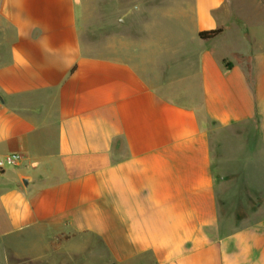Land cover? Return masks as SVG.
I'll return each mask as SVG.
<instances>
[{
    "label": "crops",
    "instance_id": "crops-1",
    "mask_svg": "<svg viewBox=\"0 0 264 264\" xmlns=\"http://www.w3.org/2000/svg\"><path fill=\"white\" fill-rule=\"evenodd\" d=\"M104 1L0 0V264H264V0Z\"/></svg>",
    "mask_w": 264,
    "mask_h": 264
},
{
    "label": "rangeland",
    "instance_id": "rangeland-1",
    "mask_svg": "<svg viewBox=\"0 0 264 264\" xmlns=\"http://www.w3.org/2000/svg\"><path fill=\"white\" fill-rule=\"evenodd\" d=\"M140 4L146 8H151L154 5L160 4L163 1L162 0H121V1H115V0H106L102 2L100 5L101 11L98 13V8L94 7L91 8V11H89L88 16H86V23H85V30L83 32V39H89L91 41H98L101 39H104L108 35H112L113 33H121L127 29V26L129 24V18L123 17L122 21H120L119 17L120 15L124 16L125 11L131 7V3L133 4ZM233 4L230 5V9H236L237 7L244 6V9H246V4L248 3L247 0H233ZM249 7L251 9V12L254 11V2L253 0H249ZM244 4V5H243ZM228 8V5H227ZM95 13V14H94ZM254 19V18H252ZM127 31V30H126ZM227 37V43L231 41L230 37H232L231 33L226 34ZM227 130H218L214 132L213 139L216 143L215 146V152L217 153L218 157H225L226 152V146L228 143H236L235 141H232V137L235 134L228 135ZM237 143L239 145L241 144V140H239ZM226 161L222 162V164H225ZM241 190L242 191V183L240 180H237L236 183L232 184L231 187H229V190L234 192L235 190ZM247 192V190H245ZM240 193V192H239ZM238 194V193H237ZM242 195V193H241ZM233 197V205L236 203V200L242 197ZM249 196V194H247ZM232 200V199H231ZM235 200V201H234ZM225 211V210H224ZM235 212H243V210L238 209L235 210ZM238 213V214H239Z\"/></svg>",
    "mask_w": 264,
    "mask_h": 264
},
{
    "label": "built area",
    "instance_id": "built-area-1",
    "mask_svg": "<svg viewBox=\"0 0 264 264\" xmlns=\"http://www.w3.org/2000/svg\"><path fill=\"white\" fill-rule=\"evenodd\" d=\"M22 155L18 152H12L0 158V170L7 166L16 165L21 160Z\"/></svg>",
    "mask_w": 264,
    "mask_h": 264
},
{
    "label": "trees",
    "instance_id": "trees-1",
    "mask_svg": "<svg viewBox=\"0 0 264 264\" xmlns=\"http://www.w3.org/2000/svg\"><path fill=\"white\" fill-rule=\"evenodd\" d=\"M222 31H223V28H221V27L215 28V29H211V30H205V31H201L199 33V36L201 38H203V39H208V38H212V37L218 35Z\"/></svg>",
    "mask_w": 264,
    "mask_h": 264
}]
</instances>
